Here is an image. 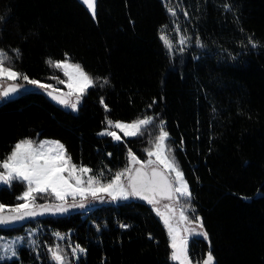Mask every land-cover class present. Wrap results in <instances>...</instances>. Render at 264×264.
Returning <instances> with one entry per match:
<instances>
[{"label":"trees","instance_id":"1","mask_svg":"<svg viewBox=\"0 0 264 264\" xmlns=\"http://www.w3.org/2000/svg\"><path fill=\"white\" fill-rule=\"evenodd\" d=\"M176 24L191 38L182 52L161 39ZM7 25L15 29L8 36ZM50 36L81 59L111 53V68L84 66L99 79L75 111L41 89L0 100V160L22 139H58L73 163L102 173L106 184L129 165V149L146 156L149 130L163 121L190 186L192 212L208 234L191 238L192 257L202 260L211 250L215 264H264V0H96L95 17L80 0H0V49L15 70L54 83L62 73L47 61L65 55ZM143 93L158 98L143 135L117 141L100 134L106 119L121 117L116 107ZM168 93L183 96L184 123L173 115ZM24 190L19 181L0 186V203L22 202ZM47 201L54 199L37 198ZM28 228L36 229L35 244L27 240L0 264H56L49 249L57 246L66 264H178L162 218L135 197L0 226V236L28 237ZM76 245L86 252L74 255Z\"/></svg>","mask_w":264,"mask_h":264},{"label":"snow or ice","instance_id":"2","mask_svg":"<svg viewBox=\"0 0 264 264\" xmlns=\"http://www.w3.org/2000/svg\"><path fill=\"white\" fill-rule=\"evenodd\" d=\"M82 2L95 17V0H82ZM225 9L230 10V6L225 5ZM167 10L172 15H176L177 10L175 8L169 7ZM177 31H179L178 26ZM161 39L171 51L173 42L163 32L161 33ZM190 39L188 36H181L179 44L185 45ZM249 42L252 47L257 46L251 38H249ZM196 44L202 46L199 39H197ZM179 50L182 52L184 49L180 48ZM13 51L19 53L18 49ZM10 59L8 53L4 49H0V98H11L22 89L26 90V85H32L44 90L48 96L59 104L70 107L75 111L78 109V105L88 88L94 87L99 79H93L78 63H71L67 59L60 61L49 59L47 63L62 69L67 77L66 81L58 80L59 84L67 85L68 91L65 92L52 84L42 83L38 79H31L27 74L15 70L14 67L7 64ZM53 79L58 78L53 77ZM18 80L25 83H17ZM107 83V79H104L101 87ZM100 102L104 104L102 97ZM104 107L105 110H108L106 104H104ZM154 120L155 117L153 116L137 118L130 123L106 119L108 127L100 134L112 136L117 141L121 140V136L116 131L109 130L114 126L115 129L121 130L125 137L143 135L144 129L151 125ZM158 128L159 134L152 142V148L146 149L147 161H141L129 149V166L116 172L106 184L102 183V173L91 175L92 169L73 163L60 141H36L32 139L18 141L13 146L10 154L0 160V184L11 186L13 181L21 182L25 190L17 199L23 202L11 207L0 203V224L35 217L40 214L37 211L38 209L42 212H66L69 207H84L83 201L89 195L98 200L103 199L100 193H107L113 200L139 197L154 206L157 215L162 218L163 223L166 225L171 240L170 259L178 262V264H214L215 258L211 250L207 252L204 259L199 261L194 262L189 256L188 236L181 234L179 225L184 224L183 231L190 235H202L205 238L208 236L207 232L204 231L202 218H190L186 215V209L191 208V204L186 203L180 207L178 219L175 220V223L174 218L177 210L173 204H164L163 211L159 207L162 200L174 202L184 197L190 201L192 193L184 172L176 160L174 150L167 144L170 134L165 130L163 121H160ZM152 157H155V159H152ZM134 165H139V167H133ZM38 196H50L58 203L38 204ZM77 197L81 201L79 205L76 204ZM69 198L72 200L70 204L68 203ZM192 211L194 212L195 209H192ZM190 225H196V227H190ZM121 227H128V225H121ZM55 235L60 236L59 233ZM32 243L35 244V241H32ZM77 250L81 253L86 252V249L76 245L72 249L74 255ZM49 252L51 253V259L56 264H66V257L59 250V246L54 249L50 248ZM15 256H17V252L15 248H12L7 258L11 259ZM5 258V256H0V259Z\"/></svg>","mask_w":264,"mask_h":264},{"label":"rangeland","instance_id":"3","mask_svg":"<svg viewBox=\"0 0 264 264\" xmlns=\"http://www.w3.org/2000/svg\"><path fill=\"white\" fill-rule=\"evenodd\" d=\"M164 1L166 2L167 0H164ZM168 7H170V6H168ZM13 31H15L14 27L7 25V27L5 29L6 36L10 35ZM181 36H183V35L179 31H177V24H176V26L173 27L171 29V31H169V33H168V39L173 42V47L180 49V48H183L184 46H186L188 44V43L185 45L179 44V39ZM49 39H50L52 45L56 46L57 49H59V51L63 52L62 53L63 56L65 54H67V55H65V57H62V58L60 57L55 61L67 59L71 63H78V64L82 65L83 68L85 65H88L89 63H92V66L94 68H99L101 70L111 68V62H112V54L111 53H93L91 56H88L86 59H81L78 57V54L76 52H74L72 49L65 48L67 45H63L62 41H57L56 37L50 36ZM69 44H71V43H69ZM35 55L42 62L44 61L43 56L41 54V51L39 49ZM7 64H8V62H7ZM57 69L59 70L60 73H62V75L56 76V78H58V79H55L56 81L54 83H48V82H42V83L52 84L55 87L61 89L62 91H68L66 84H59L58 83V80H65L66 81L67 77L64 75V72L62 69H59V68H57ZM84 70H85V68H84ZM17 83H25V82L18 80ZM138 97H139V99H136L134 101L133 100L132 101L131 100L130 101L124 100L122 106L116 107L117 112L121 115V117H117L118 119H116L114 121H122L125 123H130V122L136 120L137 118H143L145 116H151L152 105L158 101L157 96L154 94H150V93H143L142 95H139ZM166 98H167L168 103L170 104V106L173 109V115L175 116V118L177 120H180L181 122H183V114H184V109H185V105H186V102L184 101L183 96H181L180 94L168 93ZM147 127H149V126H147ZM109 130L110 131H116L117 134L121 136V139L123 137H125L123 132L119 129H115L114 126L109 128ZM148 134H149V137H148L149 145L148 146H149V148H152V146H153L152 142L155 140V137L159 134L158 128L156 126L153 127L152 130H149ZM39 140L59 141L58 139H53V138L36 139V141H39ZM60 143H62V142L60 141ZM167 144L169 145L168 140H167ZM64 147H65V145H64ZM65 149H66V147H65ZM139 159L141 161H147L148 156L146 154V156L144 158L139 157ZM152 159H155V157H152ZM136 166H138V165H134L133 167H136ZM85 179H86V176H85ZM122 179H126V178H122ZM100 195L103 196L102 200L94 199L91 197V195H89L87 197V199L83 201L84 208L91 207L94 204H98V203H101L104 201L113 200L107 193H100ZM120 199H123V198H120ZM22 202H20V203H22ZM45 203H53L54 204V203H58V201H55V200H54V202L47 201V202L40 203V204H45ZM68 203L69 204L72 203L71 198H69ZM80 203H81L80 198L77 197L76 198V204L79 205ZM168 203H172L173 206L177 210L176 217L174 218V223H175V220L178 219V213H179L180 207L185 205L186 203L191 204V202L187 198H184V197H181V199L179 201H174V202L162 200L160 202V205H159V207L161 208L162 211L164 210L163 205L168 204ZM15 205H8V206L11 207V206H15ZM72 208H76V207H72ZM186 215H188L190 218L197 217L192 212V205H191V208L186 209ZM179 226L181 228V234L188 236V253H189V256L192 258V260L194 262L199 261V260L194 259L192 257V255L190 254L189 246H190V240L192 237L201 236V235H190L189 233L183 231V228L185 226L184 224H181ZM190 227H196V225H190ZM167 232H168V229H167ZM35 233H36V229L28 228L27 233H26L28 237L23 236V235L0 236V256H5L6 257L5 259H8L7 255H10V250L12 248H15V250L17 252L18 247L20 245L26 244L27 240L29 241V243H31L32 241H34ZM169 238H170V236H169ZM170 242H171V240H170ZM0 260H2V259H0Z\"/></svg>","mask_w":264,"mask_h":264},{"label":"water","instance_id":"4","mask_svg":"<svg viewBox=\"0 0 264 264\" xmlns=\"http://www.w3.org/2000/svg\"><path fill=\"white\" fill-rule=\"evenodd\" d=\"M81 1V3L84 5V6H86L83 2H82V0H80ZM95 2H96V0H95ZM87 7V6H86ZM39 88H36L35 86H32V85H26V90H21L19 93H17V94H14L11 98H0V100H2V99H4V100H12V99H15V98H17L18 96H20V94L22 93V92H28V91H33V90H38ZM44 91V90H43ZM45 92V91H44ZM66 92V91H65ZM45 94H46V96L53 102V103H55V104H57V105H61V104H59L57 101H55V100H53L50 96H48L47 95V93L45 92ZM73 99H74V97H73ZM62 106H64V105H62ZM136 167H139V165L138 166H136ZM0 186H6V184H0ZM135 198H137V199H139V200H141V201H144V202H146V203H148L147 201H145V200H143V199H141V198H139V197H135ZM71 210V207H69L68 208V210L66 211V212H42V210H37L38 212H40V214H38L37 216H35V217H38V216H43V215H61V214H65V213H67L68 211H70ZM35 217H27V218H25L24 220H21V221H14V222H9V223H7V224H0V226H5V227H10V226H19V225H23V224H25V223H28L31 219H33V218H35ZM214 264H215V262H214Z\"/></svg>","mask_w":264,"mask_h":264}]
</instances>
